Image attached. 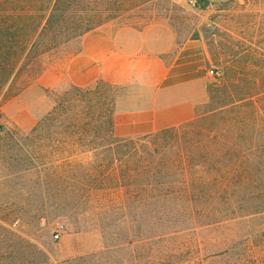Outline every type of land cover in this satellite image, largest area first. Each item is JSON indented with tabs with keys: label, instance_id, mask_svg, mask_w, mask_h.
<instances>
[{
	"label": "rangeland",
	"instance_id": "rangeland-1",
	"mask_svg": "<svg viewBox=\"0 0 264 264\" xmlns=\"http://www.w3.org/2000/svg\"><path fill=\"white\" fill-rule=\"evenodd\" d=\"M156 25L189 101L120 138L81 39ZM0 264H264V0H0Z\"/></svg>",
	"mask_w": 264,
	"mask_h": 264
},
{
	"label": "crops",
	"instance_id": "crops-1",
	"mask_svg": "<svg viewBox=\"0 0 264 264\" xmlns=\"http://www.w3.org/2000/svg\"><path fill=\"white\" fill-rule=\"evenodd\" d=\"M176 39L170 28L156 25L145 30L128 27L115 32L98 29L81 39L82 79L74 82L90 87L96 81L117 91L114 133L117 137L150 136L158 118L189 101L191 82L175 83L173 65ZM56 99L42 95L11 117L22 133H30L53 112Z\"/></svg>",
	"mask_w": 264,
	"mask_h": 264
},
{
	"label": "trees",
	"instance_id": "trees-1",
	"mask_svg": "<svg viewBox=\"0 0 264 264\" xmlns=\"http://www.w3.org/2000/svg\"><path fill=\"white\" fill-rule=\"evenodd\" d=\"M36 1L37 2H41V4H45V5H48L49 3L53 4V2H54V0H36ZM67 31L69 33H71L73 37L78 36L80 34L79 30L77 28H72V29L70 28Z\"/></svg>",
	"mask_w": 264,
	"mask_h": 264
},
{
	"label": "built area",
	"instance_id": "built-area-1",
	"mask_svg": "<svg viewBox=\"0 0 264 264\" xmlns=\"http://www.w3.org/2000/svg\"><path fill=\"white\" fill-rule=\"evenodd\" d=\"M169 1L174 2V3H179V2H182V1H189L191 4L196 5V4H199L200 0H169ZM211 75L219 76L220 72L211 71Z\"/></svg>",
	"mask_w": 264,
	"mask_h": 264
}]
</instances>
